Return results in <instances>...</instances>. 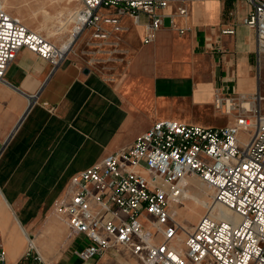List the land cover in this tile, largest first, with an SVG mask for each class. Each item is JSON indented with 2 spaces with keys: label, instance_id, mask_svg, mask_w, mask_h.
<instances>
[{
  "label": "crops",
  "instance_id": "crops-1",
  "mask_svg": "<svg viewBox=\"0 0 264 264\" xmlns=\"http://www.w3.org/2000/svg\"><path fill=\"white\" fill-rule=\"evenodd\" d=\"M178 5L159 10L162 25L148 43L143 24L124 17L127 57L96 52L85 29L57 68L27 48L9 65L0 80V246L9 264H39L37 252L43 264H69L63 261L76 238L62 223L67 246L53 248L47 234L57 218L46 216L77 173L131 146L157 119L211 126L222 114L217 91L240 97L258 88L257 34L242 22L250 4L192 1L185 15ZM230 27L233 33L224 32ZM34 238L51 245L48 261L31 247Z\"/></svg>",
  "mask_w": 264,
  "mask_h": 264
},
{
  "label": "built area",
  "instance_id": "built-area-1",
  "mask_svg": "<svg viewBox=\"0 0 264 264\" xmlns=\"http://www.w3.org/2000/svg\"><path fill=\"white\" fill-rule=\"evenodd\" d=\"M2 1L0 80H5L22 48L59 67L74 50L73 42L47 39L10 14ZM192 1L202 0H80L77 36L90 29L96 52H121L127 57L128 51L120 48V34L128 27L124 17L143 24V41L148 43L162 25L160 9L177 2V11L185 15ZM245 1L251 9L242 22L256 31L260 55L264 53V0ZM224 32L233 33L234 28ZM88 62L93 65L95 59ZM263 99L259 87L240 97L217 91L214 106L232 116L229 123L205 126L157 119L131 146L107 153L72 177L51 212L67 224L69 238L86 237L87 244L76 250L77 256L95 262L109 251L127 248L145 264H264ZM190 174L209 185L215 203L232 209L240 220L202 216L179 252L172 241L181 225L170 201L182 195L179 181ZM35 259L44 263L38 252ZM0 264H9L1 246Z\"/></svg>",
  "mask_w": 264,
  "mask_h": 264
},
{
  "label": "rangeland",
  "instance_id": "rangeland-1",
  "mask_svg": "<svg viewBox=\"0 0 264 264\" xmlns=\"http://www.w3.org/2000/svg\"><path fill=\"white\" fill-rule=\"evenodd\" d=\"M65 1L66 0H31V1L4 0L2 2H3L4 8L10 14H12L13 16L20 19V21H22L24 24H26L30 29L40 32L49 40H52V41L58 42V43L59 42L62 43V42H64V41H62V40H64L63 37H65V41H66L67 37H69L71 35V32H72L73 27L75 25V20L73 18L74 16L71 17V15H67V17L63 23L64 26H62V29L60 28L59 31L55 30V29H53V30L50 29L49 27L46 26L45 23L48 21L49 22L54 21L57 24H59L58 19L54 18V15H56V13H60L61 11L64 10V7H66ZM69 1H71V3L73 5L78 6V9L81 8V4H80L79 0H69ZM37 28H40V30H37ZM66 35H67V37H66ZM263 63H264V53L262 52L258 56V72H259L258 87H259L260 92L264 96V71H262L261 76H260V69H261ZM250 94H252V93H250ZM260 106H261L262 112H264V99L261 101ZM230 120H232V118L230 119L229 116L222 113L221 115H216V116H214V118H212L211 124H213V125H211V126L224 125V124L229 123ZM242 134L244 136H247V133L245 131ZM186 179H189L190 181H192L196 184L204 182L197 175H193V174L187 175L186 177H184L180 181V187L181 188L183 187L182 188L183 191H184V189H186V184H185ZM204 184H206V183L204 182ZM207 186L208 185L206 184L205 187H207ZM188 191H190V190H188ZM189 193L191 194V197H190V195L185 197L184 201L186 203L191 204V205L199 206L201 213H204L206 211V208H203L202 206H200L201 201L203 199V195H202L201 191L195 189L193 191H190ZM211 193H212L211 201L215 202L213 190L211 191ZM170 204H171V208L173 209L174 199L170 201ZM204 215H207V214L204 213L203 216ZM58 216L59 215H57L55 213L49 212V214H47L46 217L57 218V219H52V221L49 223V225L52 226V224L55 222H57V224L59 223L61 225H62V223H64L65 231H66V229H67L66 223L60 218V216L59 217ZM175 218L180 223V218L176 217V215H175ZM62 227H63V225H62ZM50 230H48L49 234H47V232L44 231L43 236H45V234H47V236L51 235L50 237H52V238H51V241L49 242V244H51L52 246L54 245L53 248H59L60 246H62L66 242L65 241L66 239L64 237V233H62V235L59 236V237H61L59 239V242H60V244H59V242L56 241L59 237L53 241L54 237H53L52 232H53L54 228L52 229L50 227ZM63 231H64V227H63L62 232ZM178 232H180V231H178ZM175 240H176V238L172 241L173 245L176 244ZM86 244H87V239L83 235L78 236L75 239V243L68 250V254L66 255L63 262H65V263L68 262L69 264H77L79 262V260H78L77 255L74 253V250L80 249V248L84 247ZM51 245H49V246H51ZM126 249L127 248H123V250H120L119 252L109 251L107 254H105L104 256H102L101 258H99L98 260L93 262L92 264H98V263L99 264H145L139 257L133 255L132 253H130Z\"/></svg>",
  "mask_w": 264,
  "mask_h": 264
},
{
  "label": "bare ground",
  "instance_id": "bare-ground-1",
  "mask_svg": "<svg viewBox=\"0 0 264 264\" xmlns=\"http://www.w3.org/2000/svg\"><path fill=\"white\" fill-rule=\"evenodd\" d=\"M65 4H66V7H64V10L61 11L60 13H56V15H54V18L58 19L59 24H57L54 21L53 22L48 21L45 23L47 27H49L52 30L55 29V30L59 31V29L60 28L62 29V26H64L63 23H64L67 15H71V17L74 16L73 18L75 20V23L78 22L79 15L81 13L80 9H78V6L73 5L71 3V1H69V0H66ZM37 30H40V28H37ZM78 32H79L78 26L74 25L73 30L71 32V35L69 37V40H71L73 42L74 39L77 37ZM245 105H248V104L245 103ZM180 181H179V185H180ZM185 184H186V189H184L181 197L174 199V204H173V209H172L174 216L176 215V217L180 218V225H181L180 230H179L180 232H178V234H177V237L175 240L176 244L174 245L179 252H182L185 248V242H186V237H187L188 232L194 227V224L203 216L204 213L207 215H210L214 218H223L226 220H233L236 222L238 220H240L239 215H237L232 209L228 208L227 206H225L223 204L215 203V202L211 201V198H212L211 191L212 190H211L209 185L207 187H205L206 184H204V182L196 184V183L190 181L189 179H186ZM195 189L201 191V193L203 195V199L201 201L200 206H202L203 208H206V211L204 213H201L199 206L191 205V204L186 203L184 201L185 197H187L189 195L191 197V194L189 192L193 191ZM188 190H190V191H188ZM53 228H54V230H53L52 234L54 237V239H53V241H54L60 235H62L63 227L61 224H59V223L57 224V222H55L52 224V229ZM60 238L61 237H59L56 241L59 242ZM65 241L66 242L62 246L59 247L60 249H65V247L67 246L68 240L66 239ZM30 243H31V246L35 245L38 247V249L41 252V255L45 261L49 260V258L46 255V251H45V250H47L46 247H49L47 241H45V240L39 241L37 238H34ZM59 244H60V242H59Z\"/></svg>",
  "mask_w": 264,
  "mask_h": 264
},
{
  "label": "water",
  "instance_id": "water-1",
  "mask_svg": "<svg viewBox=\"0 0 264 264\" xmlns=\"http://www.w3.org/2000/svg\"><path fill=\"white\" fill-rule=\"evenodd\" d=\"M88 69H86V71H87Z\"/></svg>",
  "mask_w": 264,
  "mask_h": 264
}]
</instances>
